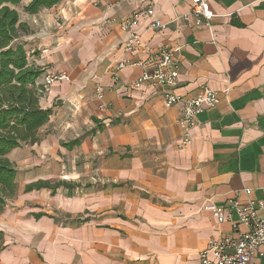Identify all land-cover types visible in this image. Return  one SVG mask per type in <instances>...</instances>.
I'll return each instance as SVG.
<instances>
[{
    "label": "crops",
    "instance_id": "0c3cea01",
    "mask_svg": "<svg viewBox=\"0 0 264 264\" xmlns=\"http://www.w3.org/2000/svg\"><path fill=\"white\" fill-rule=\"evenodd\" d=\"M30 1L16 5L29 29L22 35L29 63L70 79L40 98L53 110L42 140L7 156L17 168L16 195L61 188L66 200L60 214L14 211L7 203L0 264H199L212 240L247 231L233 201H264V0H206L210 26L197 25L192 14L173 21L190 12L191 0H153L156 17L169 23L164 30L150 28L146 17L121 28L148 0H61L33 13L24 9ZM134 35L139 42L131 52ZM161 46L179 47L177 94L189 99L210 88L220 96L197 115L185 145L183 104L167 106L160 87H133L142 65L117 69L123 60L154 63ZM20 170L28 175L23 186ZM59 171L75 180L51 181ZM89 173L98 184L76 180L88 181ZM38 180L71 187L26 190ZM78 188L84 203L77 202ZM96 188L100 208L92 206ZM209 202L225 207L223 223L205 209ZM257 208L264 219V206ZM249 264H264V255Z\"/></svg>",
    "mask_w": 264,
    "mask_h": 264
},
{
    "label": "built area",
    "instance_id": "2783aa9c",
    "mask_svg": "<svg viewBox=\"0 0 264 264\" xmlns=\"http://www.w3.org/2000/svg\"><path fill=\"white\" fill-rule=\"evenodd\" d=\"M126 1V0H120ZM147 1V0H146ZM145 9L136 10L128 18L120 22L124 30H131L139 23L142 18H151L150 28L164 30L169 23L156 17L153 0H148ZM192 7L189 13L174 18L173 21H188L190 15L195 17L197 25L207 24L214 14L210 10L206 0H191ZM139 42V36L134 35L128 48L133 51V44ZM179 47L169 48L161 46L155 54V62H131L123 60L118 63L117 69L125 66L139 64L143 67V73L133 83V87L140 88L144 85H153L160 87L162 90L164 102L167 106L177 103L183 104L182 114L179 118V124L183 129L182 145L187 144L190 139V130L196 123L197 115L204 112L207 107L219 103V93L210 88H205L204 93L189 99L181 97L175 92L180 77V62L178 60ZM152 64V66H151ZM152 70L150 71V67ZM69 75L64 71L48 70L44 71L39 83V91L44 95L48 93L54 83L68 81ZM100 98L103 92L98 90ZM249 193L250 189H246ZM257 205L264 206V201L257 204L251 200L247 205L242 206L238 201H233V208L236 210L241 223L248 225V230L242 232L237 239L212 240L208 246L200 252L199 264H249L257 255H264V219L257 214ZM205 209L211 212L218 220L223 223L227 219L225 207L209 202Z\"/></svg>",
    "mask_w": 264,
    "mask_h": 264
},
{
    "label": "trees",
    "instance_id": "16d2710c",
    "mask_svg": "<svg viewBox=\"0 0 264 264\" xmlns=\"http://www.w3.org/2000/svg\"><path fill=\"white\" fill-rule=\"evenodd\" d=\"M22 0H0V213L16 195L17 168L7 156L11 149L23 144H34L43 138L41 128L49 121L52 108L40 104L43 95L37 80L44 69L29 63V55L22 35L29 31L21 21L16 5ZM61 0H31L25 11L33 13L42 7H51ZM90 132H94L91 130ZM86 136H79L64 145L72 147ZM59 185L71 187L68 181L52 184L38 180L26 186L33 188ZM44 213H38L37 217ZM0 232V249L2 248Z\"/></svg>",
    "mask_w": 264,
    "mask_h": 264
},
{
    "label": "rangeland",
    "instance_id": "374dc122",
    "mask_svg": "<svg viewBox=\"0 0 264 264\" xmlns=\"http://www.w3.org/2000/svg\"><path fill=\"white\" fill-rule=\"evenodd\" d=\"M46 174V173H45ZM73 173H69V172H64V171H59V172H55L51 174V181H55V180H59V179H65V180H75L73 179ZM27 178L28 175L24 174L23 172L21 173V170L19 171V175L17 178L18 181V185L19 186H23L24 184H26L27 182ZM79 178V177H78ZM88 181H85L84 179H76V180H82V183H92V184H98L97 182H99V178L96 174L94 173H89V177H88ZM84 190H82L81 188H78L77 190H75V195L80 198L78 199L77 202H81L84 203V198H85V193L83 192ZM91 198L93 199V204L92 206L94 207H99V202H100V198L101 195L99 194V192H97V188L96 190H93V192H91ZM66 195L64 193H62L61 188H59L55 193H52L51 191L47 190V189H43L40 190L38 192H32L30 194H17L16 197L11 198L9 200V205L11 206L12 210L14 211H19L21 208H23L26 212L27 210V206H30V210L29 211H46L49 212L51 214H60V210L61 209H57L60 204L61 201L66 200ZM28 200H30L28 204ZM61 208V207H60ZM98 210L99 209H95V212H93V216L96 217L98 214ZM85 214L87 215V213H84L83 216H85Z\"/></svg>",
    "mask_w": 264,
    "mask_h": 264
}]
</instances>
